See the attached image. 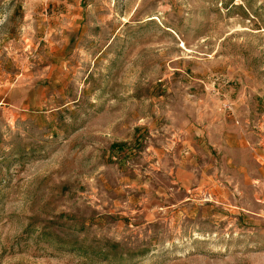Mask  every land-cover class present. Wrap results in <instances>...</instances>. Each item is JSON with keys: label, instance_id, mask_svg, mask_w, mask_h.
I'll return each instance as SVG.
<instances>
[{"label": "rangeland", "instance_id": "rangeland-1", "mask_svg": "<svg viewBox=\"0 0 264 264\" xmlns=\"http://www.w3.org/2000/svg\"><path fill=\"white\" fill-rule=\"evenodd\" d=\"M0 264H264V0H0Z\"/></svg>", "mask_w": 264, "mask_h": 264}, {"label": "built area", "instance_id": "built-area-1", "mask_svg": "<svg viewBox=\"0 0 264 264\" xmlns=\"http://www.w3.org/2000/svg\"><path fill=\"white\" fill-rule=\"evenodd\" d=\"M46 1H50V0H46Z\"/></svg>", "mask_w": 264, "mask_h": 264}]
</instances>
